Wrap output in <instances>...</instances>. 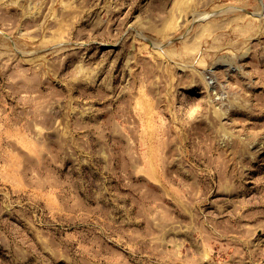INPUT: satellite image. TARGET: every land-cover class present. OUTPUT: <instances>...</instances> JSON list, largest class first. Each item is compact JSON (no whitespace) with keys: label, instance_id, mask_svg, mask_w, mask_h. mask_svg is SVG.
Returning a JSON list of instances; mask_svg holds the SVG:
<instances>
[{"label":"rangeland","instance_id":"1","mask_svg":"<svg viewBox=\"0 0 264 264\" xmlns=\"http://www.w3.org/2000/svg\"><path fill=\"white\" fill-rule=\"evenodd\" d=\"M0 264H264V0H0Z\"/></svg>","mask_w":264,"mask_h":264}]
</instances>
